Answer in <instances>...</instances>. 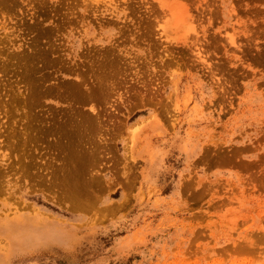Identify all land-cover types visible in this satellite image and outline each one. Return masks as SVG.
I'll use <instances>...</instances> for the list:
<instances>
[{
	"label": "rangeland",
	"instance_id": "374dc122",
	"mask_svg": "<svg viewBox=\"0 0 264 264\" xmlns=\"http://www.w3.org/2000/svg\"><path fill=\"white\" fill-rule=\"evenodd\" d=\"M0 264H264V0H0Z\"/></svg>",
	"mask_w": 264,
	"mask_h": 264
}]
</instances>
